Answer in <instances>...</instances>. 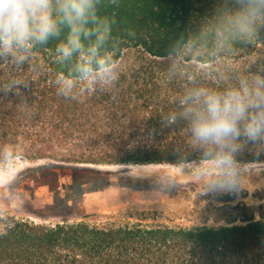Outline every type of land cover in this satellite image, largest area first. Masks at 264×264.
<instances>
[{"label": "trees", "instance_id": "1", "mask_svg": "<svg viewBox=\"0 0 264 264\" xmlns=\"http://www.w3.org/2000/svg\"><path fill=\"white\" fill-rule=\"evenodd\" d=\"M236 7L235 0H104L101 15L116 21L108 54L117 65L129 60L115 84L92 92L78 86L71 97L58 95L55 84L63 34L21 68L0 61V146H10L15 161L199 163L202 150L185 122L166 118L191 87L223 90L264 71V21L236 37L228 30ZM13 78L25 83L7 92ZM237 158L264 161V143L247 145ZM219 210L233 220L188 226L144 211L53 223L3 213L0 264H264V205Z\"/></svg>", "mask_w": 264, "mask_h": 264}, {"label": "clouds", "instance_id": "2", "mask_svg": "<svg viewBox=\"0 0 264 264\" xmlns=\"http://www.w3.org/2000/svg\"><path fill=\"white\" fill-rule=\"evenodd\" d=\"M103 2L0 0V61L21 68L38 47L60 40L63 34L55 48V60L62 66L55 80L58 95L71 97L78 86L92 92L115 84L119 69L108 53L116 21L101 15ZM235 4L228 17L229 32L241 38L252 35L257 22L264 21V0H235ZM22 83L13 78L4 88L10 92ZM177 107L167 123L184 121L191 142L203 155L199 163L183 160L170 165L176 169L172 186L186 176L201 185V195H238L253 174L264 171V161L237 158L247 145L264 143V71L241 75L234 86L223 90L191 87ZM16 157L10 146H0V173L14 167Z\"/></svg>", "mask_w": 264, "mask_h": 264}, {"label": "rangeland", "instance_id": "3", "mask_svg": "<svg viewBox=\"0 0 264 264\" xmlns=\"http://www.w3.org/2000/svg\"><path fill=\"white\" fill-rule=\"evenodd\" d=\"M128 60L123 58L117 66ZM174 176L176 169L170 165L16 160L14 167L0 173V214L54 223L106 214L129 218L137 212L156 211L175 223L217 227L233 220L229 212L219 210L226 204L264 205V171L253 174L238 195H201V185L186 176L178 177L172 186Z\"/></svg>", "mask_w": 264, "mask_h": 264}, {"label": "bare ground", "instance_id": "4", "mask_svg": "<svg viewBox=\"0 0 264 264\" xmlns=\"http://www.w3.org/2000/svg\"><path fill=\"white\" fill-rule=\"evenodd\" d=\"M149 169H150V168H149ZM149 169H148V170H149ZM138 170H140V169H138ZM145 170H147V169H145Z\"/></svg>", "mask_w": 264, "mask_h": 264}]
</instances>
